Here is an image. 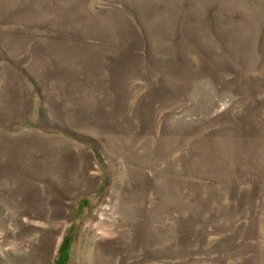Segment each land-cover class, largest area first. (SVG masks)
I'll list each match as a JSON object with an SVG mask.
<instances>
[{"label": "rangeland", "instance_id": "obj_1", "mask_svg": "<svg viewBox=\"0 0 264 264\" xmlns=\"http://www.w3.org/2000/svg\"><path fill=\"white\" fill-rule=\"evenodd\" d=\"M264 264V0H0V264Z\"/></svg>", "mask_w": 264, "mask_h": 264}, {"label": "trees", "instance_id": "obj_2", "mask_svg": "<svg viewBox=\"0 0 264 264\" xmlns=\"http://www.w3.org/2000/svg\"><path fill=\"white\" fill-rule=\"evenodd\" d=\"M55 263H57V262H55ZM63 264H66V260H65V262Z\"/></svg>", "mask_w": 264, "mask_h": 264}, {"label": "flooded vegetation", "instance_id": "obj_3", "mask_svg": "<svg viewBox=\"0 0 264 264\" xmlns=\"http://www.w3.org/2000/svg\"><path fill=\"white\" fill-rule=\"evenodd\" d=\"M57 264V263H56Z\"/></svg>", "mask_w": 264, "mask_h": 264}]
</instances>
